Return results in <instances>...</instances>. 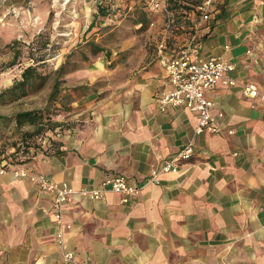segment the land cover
I'll use <instances>...</instances> for the list:
<instances>
[{
  "label": "crops",
  "instance_id": "crops-1",
  "mask_svg": "<svg viewBox=\"0 0 264 264\" xmlns=\"http://www.w3.org/2000/svg\"><path fill=\"white\" fill-rule=\"evenodd\" d=\"M200 1L168 0L167 11L147 0L107 4L120 19L102 25H117L98 33V58L72 71L86 91L72 93L48 146L24 165L76 190L124 176L141 191L128 204L113 193L66 203V230L53 195L0 164V264H64L65 250L91 264H264V0H219L197 32L194 57L234 64L237 83L206 92L223 134L196 135L197 113L159 106L172 85L158 45L171 57L187 44ZM245 83L260 96H246ZM189 143L195 154L177 174L148 182Z\"/></svg>",
  "mask_w": 264,
  "mask_h": 264
},
{
  "label": "rangeland",
  "instance_id": "rangeland-1",
  "mask_svg": "<svg viewBox=\"0 0 264 264\" xmlns=\"http://www.w3.org/2000/svg\"><path fill=\"white\" fill-rule=\"evenodd\" d=\"M110 1L0 0V92L21 79L24 68L34 62L33 58H45V61L39 62L42 63L40 69L43 73L51 74L43 82L29 87L27 94L18 102L0 106V115L12 116L22 111L48 108L55 81L52 72L66 62L67 70L76 71L98 58L93 53L94 44L101 46V39L100 42L96 40L98 33L117 25L113 22L102 25V22L112 17L114 20L120 19L116 15L119 6L111 9V4L107 5ZM99 7L103 12L100 13ZM92 22L94 25L90 28ZM73 78L75 80H72V72H69L59 79L60 100L49 112L55 129L48 130L45 138L38 142L41 149L48 146L46 144L54 135L58 123L56 118L70 112V103L66 100L74 92H85L82 86L77 85V75ZM25 129L32 131L35 128ZM12 142L13 139H4L0 143V159H7L14 153Z\"/></svg>",
  "mask_w": 264,
  "mask_h": 264
},
{
  "label": "built area",
  "instance_id": "built-area-1",
  "mask_svg": "<svg viewBox=\"0 0 264 264\" xmlns=\"http://www.w3.org/2000/svg\"><path fill=\"white\" fill-rule=\"evenodd\" d=\"M219 0H201L196 5L198 20L186 45L178 50L173 56L166 53V44L160 42L157 48L159 61L168 73L172 88L165 92L159 99L161 111H166L171 107H183L198 115V126L196 135L210 133L212 135H222L223 129L220 119L223 114L214 116L212 109L214 102L206 95L208 90L214 89L219 85L234 86L237 81L230 75L234 70V64L227 62L219 57L213 56L207 59L194 57L196 48L195 41L197 32L204 26L208 27L213 19L216 5ZM153 11H167L168 0H147ZM174 22L169 19V27ZM244 94L251 99L260 96V90L254 83L243 84ZM230 136L235 131L228 132ZM195 154L193 143L183 146L174 156L165 160L159 168L151 171L149 183L159 185L162 182V175L177 174L181 166L190 161ZM9 170L16 178L25 179L42 191L53 195L52 209L57 225L66 230H71V225H65L63 221L64 205L78 199H91L96 201L105 200L109 193L117 194L121 197L123 204H128L141 191V187L131 184L124 176L104 180L97 188H86L76 190L66 183H56L44 174H38L31 170L29 166L10 165ZM58 241L64 247V233L60 230ZM64 264H91L86 261H79L75 252L65 250L63 252Z\"/></svg>",
  "mask_w": 264,
  "mask_h": 264
},
{
  "label": "trees",
  "instance_id": "trees-1",
  "mask_svg": "<svg viewBox=\"0 0 264 264\" xmlns=\"http://www.w3.org/2000/svg\"><path fill=\"white\" fill-rule=\"evenodd\" d=\"M99 11L100 13L103 12L102 7H99ZM144 22H146V20H144ZM144 22L142 25L143 27L145 25ZM93 25L94 22L91 23L90 28ZM171 27H173V23ZM192 31L193 30L190 29L188 32ZM93 48V53L95 55H99L102 48L97 44H94ZM33 59L34 62L24 68L21 79L16 80L11 87L5 88L0 92V106H6L18 102L23 96L27 94L29 87H32L36 82H43L45 79H48L51 76L50 73H43L40 69L42 63L39 62L45 61V58ZM66 63H62L55 72H52V75L54 73L55 81L52 92L49 95L48 108L43 110L37 109L31 111H22L12 116L0 115V143L4 139H13L11 147L14 149V153L8 156L7 159H0V164H3L4 169L9 168L10 165H24L29 162L32 156H36L37 153L43 151L38 142L45 138V133L48 130L54 131L55 129L52 126L53 121L51 119V115H49V112L51 111L50 108H54L60 100L58 95L61 93L59 90L61 81L59 79L62 75H66L74 70H67ZM85 87L86 86H82L84 89ZM61 100H63V97H61ZM66 101L71 104V96ZM25 128L35 129L31 131Z\"/></svg>",
  "mask_w": 264,
  "mask_h": 264
}]
</instances>
